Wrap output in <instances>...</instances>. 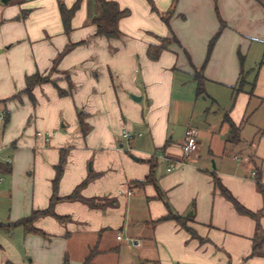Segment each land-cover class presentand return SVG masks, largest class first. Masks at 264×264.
Returning a JSON list of instances; mask_svg holds the SVG:
<instances>
[{
  "label": "crops",
  "instance_id": "crops-1",
  "mask_svg": "<svg viewBox=\"0 0 264 264\" xmlns=\"http://www.w3.org/2000/svg\"><path fill=\"white\" fill-rule=\"evenodd\" d=\"M15 1L0 0V211H8L0 223L47 209L61 151L66 157L54 215L35 220L40 234L0 231V264H264V0H152L179 28L157 60L148 47L172 35L96 36L94 0ZM76 1L66 33L59 5ZM108 1L121 9L137 1L154 19L145 0ZM35 73L56 83L35 86L30 99L25 78ZM190 129L197 148L184 157ZM151 167L155 186L139 184ZM78 187L79 198L62 199ZM168 213L197 237L174 220L157 222Z\"/></svg>",
  "mask_w": 264,
  "mask_h": 264
},
{
  "label": "trees",
  "instance_id": "trees-1",
  "mask_svg": "<svg viewBox=\"0 0 264 264\" xmlns=\"http://www.w3.org/2000/svg\"><path fill=\"white\" fill-rule=\"evenodd\" d=\"M146 1L148 2L149 6H150V11L152 13L157 14L159 16V18L167 26H169V17L171 16L170 12H167L168 13L167 15L162 14L156 8V6L152 0H146ZM94 2H95V5L97 7L98 13L96 16L93 17L91 22L96 27V36H101V37H105V38H113V39L120 38L121 32L118 29V22L120 19L127 17L129 15L128 10H126V9L121 10L119 8L118 4L116 2H113V1L94 0ZM78 5H79V1H76L75 4L70 9H66L63 4L59 5V11H60V16H61L62 26H63V29L66 33H68L70 30L69 21H70L71 17L73 16L74 12L77 10ZM223 28H224V24L220 20V27H219L217 33L210 39V41L208 43L205 63L207 62V60L211 54V51L214 47V44L217 41V39H218ZM158 40H159L158 45H150L147 49V55H148L149 59H151V60H157L160 53L164 50H167L168 46L171 43H173V42L177 43L178 42L176 40L175 36H173L172 39L158 38ZM71 47H73V45L66 46L65 49L62 51V53H60L56 57V59L53 62L54 66H55L56 62L59 60V58L63 54L67 53ZM241 62H242V60L240 59V63ZM54 66L52 67L50 73L54 72V70H55ZM193 79L196 81V94L198 96L202 95L204 93V90H203L204 78L202 75V68L198 72L194 73ZM45 83H53L55 85V81H51L49 79V75L40 76L39 74L35 73L31 76H27L25 78V88H24L23 92L25 94H27L30 97V99H32V94H31L32 89L37 85L45 84ZM244 85H245V82H244L243 78H240L236 87H233V91L239 92L240 90H242ZM59 93H60V95H64L63 92H59ZM81 118L82 117L79 116V123H80V126L83 128V121ZM224 121L229 124L231 134H234L237 131V128L235 127V125L228 119L227 116L224 118ZM65 157H66L65 151H61L59 164H58V166L55 167L56 168V177L53 180L52 196L50 199L49 207L45 210H42V211H35L30 216L21 218V219L15 221L13 223H8V224L0 223V231L8 233L15 228L21 227V228H23V230L26 234L27 233L28 234H40V231L33 226V223L39 217H43L46 215H54V213L52 212L53 205L57 201L61 200L60 198H58L56 196V189H57L58 180H59L61 173H62V170H63L62 168H63L64 163H65ZM151 168L152 169L150 170V173L148 174V176L143 181L139 182V184H141V185L153 184L155 186L156 181H155L154 176H153V167H151ZM213 181H214V185L219 188L221 194L228 201H230L233 204V206L237 212H239L241 214L250 215V212H248L244 208H242L238 204V202H236V200L229 194V192L221 186V184L219 183L218 179L215 176H213ZM79 189H80V187L76 188V190H74L71 195L67 196L66 198H62V199L68 200V201L76 200L77 198H79V196H78ZM56 218L58 220H63L62 218H59V217H56ZM167 220H174V221L178 222L192 237H195V238L197 237L194 231H192L190 228L186 227L185 220L180 218V217L175 216L174 214L168 213L166 216L157 220V222L167 221ZM157 222H154V223H157Z\"/></svg>",
  "mask_w": 264,
  "mask_h": 264
},
{
  "label": "rangeland",
  "instance_id": "rangeland-1",
  "mask_svg": "<svg viewBox=\"0 0 264 264\" xmlns=\"http://www.w3.org/2000/svg\"><path fill=\"white\" fill-rule=\"evenodd\" d=\"M25 1H29V2H31V1H35V0H25ZM146 1V0H145ZM12 2H16L15 0H12ZM147 2V1H146ZM60 4V3H59ZM147 4H148V2H147ZM148 6H149V4H148ZM121 9V8H120ZM124 9H126V10H128V12H129V15L128 16H130V18H132V20L131 21H129V23L127 24V25H125V28L123 27H121L120 25H119V27H118V29H119V31L121 32V36L120 37H126V36H129L128 35V33L129 34H131V35H133L134 36V34L135 35H137V34H141L142 35V33H144V31H146V29L148 28V30H153V31H156V32H158V31H165L168 35H172V37L173 36H175L176 35V33L178 32V30H179V28L178 27H175L174 25H172V24H170V21H169V26H167L160 18H159V16L157 15V14H155L154 13V19H152V18H150V17H148V16H146V15H144V12L142 11V8H141V6L139 5V3L137 2V1H128L127 2V4H125V8ZM124 9H121V10H124ZM149 9H150V6H149ZM168 11V10H167ZM167 11L165 12V15H167L168 13H167ZM168 12H170V10L168 11ZM97 13H98V11H97ZM162 13V12H161ZM133 14H135L134 16H133ZM163 14V13H162ZM171 14V13H170ZM127 16V17H128ZM176 19H174V21H175ZM178 22H182V19L180 18H178ZM173 21V22H174ZM150 28V29H149ZM170 39H172L171 37H170ZM127 41V40H126ZM172 44H175L174 42L173 43H171L169 46H171ZM124 44H122L121 45V42L119 43V50H121L122 49V46H123ZM168 46V47H169ZM113 47H115V46H113ZM117 49H118V47H116ZM168 49V48H167ZM166 51V50H165ZM62 53V52H61ZM65 54H63L62 56H64ZM61 56V57H62ZM61 57L59 58V60L61 59ZM58 60V61H59ZM55 83H56V80H55ZM60 92H62V91H60ZM125 155L126 156H128V153H125ZM59 164V163H58ZM58 164L56 165V166H58ZM65 164V163H64ZM55 166V167H56ZM65 166V165H64ZM64 166H63V168L62 169H64ZM63 171L64 170H62V173H61V177H62V174H63ZM54 172H55V175H54V178H53V180L55 179V177H56V168H54ZM60 177V178H61ZM5 181L6 180H8V177L7 176H5ZM53 180H52V188H53ZM4 185H5V183L4 184H2L1 185V187H4ZM57 185H58V183H57ZM150 185H153V184H150ZM52 196V195H51ZM51 199V198H50ZM5 209V208H4ZM6 215H8V211H6L5 210V212H4V210H1L0 211V217L2 218V219H5L7 216ZM47 216V215H46ZM7 219V218H6ZM122 237H124V236H122Z\"/></svg>",
  "mask_w": 264,
  "mask_h": 264
},
{
  "label": "built area",
  "instance_id": "built-area-1",
  "mask_svg": "<svg viewBox=\"0 0 264 264\" xmlns=\"http://www.w3.org/2000/svg\"><path fill=\"white\" fill-rule=\"evenodd\" d=\"M123 137L125 139H132L133 138V136L127 131L123 132ZM196 148H197V140L195 137V132H194V130L190 129L187 131L185 142L182 146V152H183L184 157L190 156L196 150ZM172 169H173V165H170L168 171H170ZM130 195H131V193L128 192V196H130ZM117 240H121V236H117ZM125 242L130 243L131 246L134 248H140V246H141V243L139 241H136V240L128 239V240H125Z\"/></svg>",
  "mask_w": 264,
  "mask_h": 264
},
{
  "label": "water",
  "instance_id": "water-1",
  "mask_svg": "<svg viewBox=\"0 0 264 264\" xmlns=\"http://www.w3.org/2000/svg\"><path fill=\"white\" fill-rule=\"evenodd\" d=\"M8 0H1V2L2 3H6ZM134 99H136V98H134ZM139 98H137V100H138Z\"/></svg>",
  "mask_w": 264,
  "mask_h": 264
}]
</instances>
